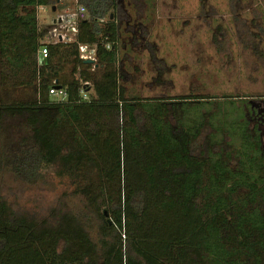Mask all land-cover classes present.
I'll return each instance as SVG.
<instances>
[{
  "label": "trees",
  "instance_id": "trees-1",
  "mask_svg": "<svg viewBox=\"0 0 264 264\" xmlns=\"http://www.w3.org/2000/svg\"><path fill=\"white\" fill-rule=\"evenodd\" d=\"M57 1L0 0V85L35 98L0 101V171L35 182L55 167L80 203L36 220L0 200V264H264L257 124L236 109L194 115L199 101L129 99L119 57L102 44L119 40L118 0H77L88 14L77 43L97 46L95 63L59 42L39 62L38 9ZM54 86L65 100L49 95ZM15 123L21 138L4 143Z\"/></svg>",
  "mask_w": 264,
  "mask_h": 264
},
{
  "label": "rangeland",
  "instance_id": "rangeland-1",
  "mask_svg": "<svg viewBox=\"0 0 264 264\" xmlns=\"http://www.w3.org/2000/svg\"><path fill=\"white\" fill-rule=\"evenodd\" d=\"M76 3L58 0L54 13ZM118 6L119 67L129 99L146 104L199 101L192 111L197 116L227 118L230 110H240L250 118V129L257 124L264 142V0H118ZM54 13L38 11L41 42L53 41ZM34 99L31 88L0 85L2 104ZM14 126L18 129L1 135L4 143L21 138ZM54 170L47 169L35 182L0 171V200L16 214L36 220L78 205L80 199ZM191 215L182 224L189 232L198 224Z\"/></svg>",
  "mask_w": 264,
  "mask_h": 264
},
{
  "label": "built area",
  "instance_id": "built-area-1",
  "mask_svg": "<svg viewBox=\"0 0 264 264\" xmlns=\"http://www.w3.org/2000/svg\"><path fill=\"white\" fill-rule=\"evenodd\" d=\"M49 9L46 7H40L38 11H42L46 13ZM54 13V12H53ZM88 18L87 11L83 5H76L73 8H67L62 10L61 12L54 13V20L52 24H55L57 29H54L53 32H49V39L53 41L47 40L42 43V47L38 52V61H42L47 58L48 50L46 45L49 43H63V44H72L77 43V34H78V26L81 21L86 20ZM103 47L108 51H116L117 56H120V43L119 40L111 41L109 37H106L102 41ZM78 47V55L79 58L83 61L92 60L93 63L96 62V50L97 46L80 44L77 43ZM49 95L56 101H63L67 97V93L61 87H51L49 90ZM82 99L86 100L87 96L82 92Z\"/></svg>",
  "mask_w": 264,
  "mask_h": 264
},
{
  "label": "water",
  "instance_id": "water-1",
  "mask_svg": "<svg viewBox=\"0 0 264 264\" xmlns=\"http://www.w3.org/2000/svg\"><path fill=\"white\" fill-rule=\"evenodd\" d=\"M55 11V8L53 7L52 8V12ZM85 63H88V64H93V61L92 60H87V61H84Z\"/></svg>",
  "mask_w": 264,
  "mask_h": 264
}]
</instances>
